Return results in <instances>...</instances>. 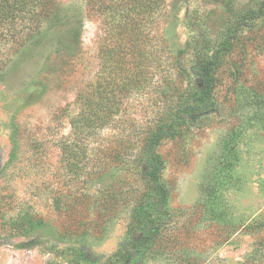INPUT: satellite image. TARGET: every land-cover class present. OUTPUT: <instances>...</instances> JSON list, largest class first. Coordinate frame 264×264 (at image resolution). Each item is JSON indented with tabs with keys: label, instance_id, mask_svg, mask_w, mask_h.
<instances>
[{
	"label": "rangeland",
	"instance_id": "1",
	"mask_svg": "<svg viewBox=\"0 0 264 264\" xmlns=\"http://www.w3.org/2000/svg\"><path fill=\"white\" fill-rule=\"evenodd\" d=\"M39 1L0 17V264H118L139 153L191 103L198 56L217 107L155 148L169 207L144 264H264V0H58L79 44Z\"/></svg>",
	"mask_w": 264,
	"mask_h": 264
},
{
	"label": "trees",
	"instance_id": "2",
	"mask_svg": "<svg viewBox=\"0 0 264 264\" xmlns=\"http://www.w3.org/2000/svg\"><path fill=\"white\" fill-rule=\"evenodd\" d=\"M71 1L73 2L74 0ZM140 1H147V7L151 10L154 9V6H158L157 4L162 0ZM39 3L41 4L43 22L51 20L55 27V32L63 31L62 33H69L73 36V43L79 44L83 23L80 21L69 23L68 21L73 17L74 13L80 12V9L65 6L58 0H40ZM17 6L22 10L31 5L29 4V0H7L5 2L1 0L0 17L9 16L12 12H15ZM144 8L146 7L142 9ZM45 34L46 31L43 29L41 35L44 40ZM215 65L216 61L214 58L196 57V74L198 76L196 91L192 96L191 103L179 111V122L177 124L163 122L147 133L142 151L138 156L137 167L139 168L141 183L148 186V192L140 196L132 213L134 229L129 238L132 241L133 248L121 250L120 255L114 259V262L118 264H144L146 253L161 235L164 222L162 221L163 219H159V213L164 212L169 207V191L162 180L164 162L155 153V148L164 139L175 136L177 129L187 119H197L214 112L217 107L215 100ZM40 226H44L43 222L34 223L33 221H29L26 227L27 229H36ZM68 236H70L69 233H61V238ZM31 242L32 246L39 244L37 241ZM82 256L86 261L91 259L86 254Z\"/></svg>",
	"mask_w": 264,
	"mask_h": 264
}]
</instances>
